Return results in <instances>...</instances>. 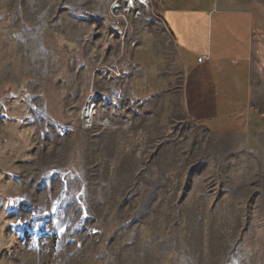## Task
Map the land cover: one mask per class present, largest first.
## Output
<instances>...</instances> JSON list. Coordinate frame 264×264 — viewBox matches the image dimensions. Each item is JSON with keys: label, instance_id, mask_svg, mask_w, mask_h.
I'll return each instance as SVG.
<instances>
[{"label": "rangeland", "instance_id": "rangeland-1", "mask_svg": "<svg viewBox=\"0 0 264 264\" xmlns=\"http://www.w3.org/2000/svg\"><path fill=\"white\" fill-rule=\"evenodd\" d=\"M108 6L0 0V264H264V0L241 136L188 117L154 13Z\"/></svg>", "mask_w": 264, "mask_h": 264}, {"label": "crops", "instance_id": "crops-1", "mask_svg": "<svg viewBox=\"0 0 264 264\" xmlns=\"http://www.w3.org/2000/svg\"><path fill=\"white\" fill-rule=\"evenodd\" d=\"M257 0H158L154 16L183 67L188 117L212 134L241 136L251 123L249 52ZM198 57L202 60L198 61Z\"/></svg>", "mask_w": 264, "mask_h": 264}, {"label": "built area", "instance_id": "built-area-1", "mask_svg": "<svg viewBox=\"0 0 264 264\" xmlns=\"http://www.w3.org/2000/svg\"><path fill=\"white\" fill-rule=\"evenodd\" d=\"M158 0H109L108 12L112 18L127 21V19H140L155 13ZM202 58L198 57V61ZM89 99L88 103H91Z\"/></svg>", "mask_w": 264, "mask_h": 264}, {"label": "bare ground", "instance_id": "bare-ground-1", "mask_svg": "<svg viewBox=\"0 0 264 264\" xmlns=\"http://www.w3.org/2000/svg\"><path fill=\"white\" fill-rule=\"evenodd\" d=\"M93 105V107H92V110L94 111V109H95V106H94V104H92ZM90 108H86L85 110H84V119H86V121L87 120H90L91 119V117L93 116V111H92Z\"/></svg>", "mask_w": 264, "mask_h": 264}]
</instances>
